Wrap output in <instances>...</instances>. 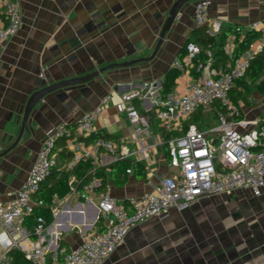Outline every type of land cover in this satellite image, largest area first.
Masks as SVG:
<instances>
[{"label":"crops","instance_id":"0c3cea01","mask_svg":"<svg viewBox=\"0 0 264 264\" xmlns=\"http://www.w3.org/2000/svg\"><path fill=\"white\" fill-rule=\"evenodd\" d=\"M174 1L21 0V27L7 42L0 59L3 150L15 141L28 98L48 75L56 81L86 74L109 62L152 54ZM198 1H191L180 11L151 61L110 69L87 83L50 93L34 107L29 129L13 150L0 157L2 200L15 196L48 131L62 123L75 125L73 136L56 141V169L47 176L43 187L51 186L62 169L70 171L73 182L74 166L87 157L96 166L106 167L108 175L117 159H128L141 164L142 175L132 166L123 183L117 184L108 176L105 188L120 205L131 207L135 200L153 191L163 177L177 171L170 165L167 139L182 134L189 123L208 129L216 118L212 109H202L184 123V130L166 131L158 116L163 102L184 91L190 73L197 74L192 71V64L185 66L171 91L164 95L165 74L177 65L188 40L194 42V31L202 26L210 30L213 19L222 21V31L228 30L224 45L228 57L236 54L254 22H264V0H213L209 21L198 25ZM258 32L253 41L263 33ZM185 56L186 53L181 56L183 62ZM129 91H140L133 104L150 119L142 139L136 136L127 113L116 107L120 96ZM109 93L112 100L96 121L94 133L110 134L118 150L115 154L102 150L92 155L88 151L93 134L81 139L77 121ZM247 114L256 118L253 113ZM97 201L96 195L85 199L71 192L54 196L53 205L60 212L48 229L53 238L56 236L58 244L54 242L52 247L60 250V260L66 250L104 229ZM246 202L253 205L252 209L242 210ZM103 264H264V194L255 196L249 190H238L232 194L203 195L187 208H171L166 217L151 216L134 225L123 244Z\"/></svg>","mask_w":264,"mask_h":264},{"label":"built area","instance_id":"2783aa9c","mask_svg":"<svg viewBox=\"0 0 264 264\" xmlns=\"http://www.w3.org/2000/svg\"><path fill=\"white\" fill-rule=\"evenodd\" d=\"M212 1L197 2L198 25L209 21ZM0 9L1 59L7 42L21 27V0H0ZM250 27L263 33L241 55L232 53L224 64L208 65L197 75L190 73L184 91L163 102L158 116L161 126L168 132L184 130V123L200 109H212L216 118L215 124L208 129L189 123L182 134L167 139L170 165L177 171L163 177L153 191L135 200L131 207L120 205L108 189H99L101 179L96 175L81 188L71 186L70 192L80 198L90 199L96 195L104 229L66 250L62 260L60 250L52 247L54 242L58 243L56 236L53 238L49 233L47 218L37 216L32 227L26 222L37 207L45 206L36 193L56 165L53 157L56 141L60 137L73 136V130L66 123L49 130L15 196L9 201L0 198V264H14V251L20 252L27 264H103L110 253L123 244L130 229L151 216L166 217L171 208H187L203 195L232 194L238 190L263 195L264 123L247 117L243 102L232 96L237 81L246 75L252 61L264 53V22H254ZM222 28V21L213 19L209 32L218 35ZM199 52L200 46L190 42L183 65L189 67ZM208 54L211 55L210 50ZM140 95V91L123 93L116 107L127 113L136 136L142 139L150 119L133 104ZM111 100L112 95L106 94L81 115L76 125L80 135L89 136L96 131V121ZM2 150L0 142V153ZM102 150L115 154L118 146L112 139L98 137L88 153L95 155ZM59 212L57 206L51 205L52 217H57Z\"/></svg>","mask_w":264,"mask_h":264},{"label":"trees","instance_id":"16d2710c","mask_svg":"<svg viewBox=\"0 0 264 264\" xmlns=\"http://www.w3.org/2000/svg\"><path fill=\"white\" fill-rule=\"evenodd\" d=\"M194 33V36L191 39H194L196 44L200 46V52L196 55L192 62V71L196 74H199L200 71H203L208 65L217 66L219 64H224L228 55L224 50L225 40L228 36V30L223 29L222 33L218 35H212L209 32L208 27L202 26L197 28ZM260 32L256 30H249L242 38L240 47L235 55H241L249 46V44L253 41L254 37H256ZM194 37V38H193ZM181 50L180 58L178 59L177 65L170 68L165 74V80L163 82L164 87V95L171 91V87L175 81V79L184 71L185 66L183 65V60L181 56L188 52V43ZM211 51V55L208 54V51ZM198 69H200L198 71ZM264 73V53L258 55L253 61L248 69L246 75L237 81L235 88L232 91V96L236 101H242L244 104H249L248 100V92L250 84H253L258 92L264 94V79H261V75ZM261 79V80H260ZM199 111H202L200 109ZM68 128L74 129L75 125L73 124H65ZM83 136H81V139ZM98 137H105L107 139H111L110 134H103L100 132L93 133L90 139L94 142ZM66 153V151H64ZM57 164V163H56ZM139 162H132L128 159H117L110 166L109 175L106 172V167L104 166H96L91 157H87L79 160L74 166L75 180L70 182V171H66L64 169L58 172L59 176L55 179L51 186L43 187V181L41 183L40 190L36 193V197L44 200L45 206L37 207L34 212L28 217L27 225L32 227L35 223L36 217L39 215H43L47 218L48 223L52 221L51 214V205H53L54 196L63 197L67 193L71 191V186L73 185L76 188H81L85 182L90 180L93 175L98 176L101 179V185L99 189H105L108 176L111 177L115 183L121 184L126 180V175L128 169L132 166L138 171L141 175L143 170H140ZM56 169V165L52 168L50 173H53ZM47 178V177H46ZM14 264H27V260L25 257L17 251L12 253ZM59 257H61V253L59 252Z\"/></svg>","mask_w":264,"mask_h":264},{"label":"water","instance_id":"95a60500","mask_svg":"<svg viewBox=\"0 0 264 264\" xmlns=\"http://www.w3.org/2000/svg\"><path fill=\"white\" fill-rule=\"evenodd\" d=\"M191 1L193 0H175L173 2L169 10V14L164 20L161 31L159 33L157 44L152 54L148 56H141L138 58H132V59L124 60V61L109 62L108 64H105L99 68H96L86 74L77 75V76H69V77L56 80V81L52 80L51 77L48 75V77H46L45 79L46 81L43 84L41 83L40 87L36 89L28 98V101L24 109V114H23L19 133L15 141L7 149L3 150L0 153V157L5 156L7 153H9L11 150H13L18 145L24 132L29 129L28 121L32 113V110L40 101H42L50 93L64 90L66 88H70V87H73L79 84L87 83L88 81L100 76L102 73L110 69L124 68V67L135 65L140 62L151 61L156 56L159 49L161 48L167 33L171 30L174 23L176 22V19L180 11L184 8V6H186Z\"/></svg>","mask_w":264,"mask_h":264},{"label":"rangeland","instance_id":"374dc122","mask_svg":"<svg viewBox=\"0 0 264 264\" xmlns=\"http://www.w3.org/2000/svg\"><path fill=\"white\" fill-rule=\"evenodd\" d=\"M261 79H264V73L261 75ZM260 79V80H261ZM248 100L249 104H245L244 106V114L248 117L247 113H253L254 116L258 119V121L263 124L264 123V95L258 92V89L250 84L249 92H248ZM246 111V112H245ZM214 112V111H213ZM253 205L250 202H246L242 205V210L252 209ZM49 262H51L48 256Z\"/></svg>","mask_w":264,"mask_h":264}]
</instances>
